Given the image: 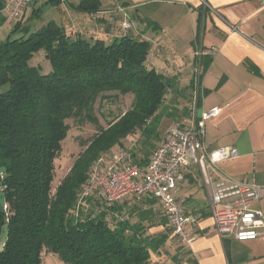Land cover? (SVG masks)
<instances>
[{
    "label": "trees",
    "instance_id": "1",
    "mask_svg": "<svg viewBox=\"0 0 264 264\" xmlns=\"http://www.w3.org/2000/svg\"><path fill=\"white\" fill-rule=\"evenodd\" d=\"M7 1L0 0V25L6 22ZM50 4L61 2L45 3ZM43 6L34 8L29 19L39 18ZM71 7L97 14L101 0H80ZM27 10L14 26L23 36L0 42V86L9 87L0 93V168L5 169L0 191L6 193L7 205L5 213L0 211V235L5 225L10 232L0 264H43L44 254L57 256L62 264H159L164 250L182 247L171 240L156 198L129 196L109 206L96 195L84 198L83 192L94 171L104 167V158L115 148L127 149L124 141L137 132L144 148L132 149V156L145 169L163 137L161 122L174 116L163 110L168 95L193 90V83L181 90L176 78L150 67L151 44L140 36L106 41L54 22L32 32L25 23ZM41 51L52 65L47 75L33 60ZM108 93L132 95L134 101L129 111L103 127L95 104L108 99ZM190 111L185 109L186 117ZM192 113L176 126L187 127ZM68 120L98 130L81 142L83 151L54 189ZM225 245L227 249V241Z\"/></svg>",
    "mask_w": 264,
    "mask_h": 264
},
{
    "label": "crops",
    "instance_id": "2",
    "mask_svg": "<svg viewBox=\"0 0 264 264\" xmlns=\"http://www.w3.org/2000/svg\"><path fill=\"white\" fill-rule=\"evenodd\" d=\"M60 2L69 6L71 27L66 31L106 41L129 34L150 42V67L176 78L181 90L194 85L193 69L200 64L204 96L199 112L222 108L217 119L206 123V147L237 148L240 157L221 168L237 180L264 188V9L260 0H101L94 15L72 9L80 0ZM124 15L133 25L129 32L119 26ZM197 48L216 53L197 58ZM177 197L192 220L191 244L164 250L159 264H264V236L246 242L226 239V249L216 233L212 202L198 168L188 171ZM254 209L264 214V197Z\"/></svg>",
    "mask_w": 264,
    "mask_h": 264
},
{
    "label": "built area",
    "instance_id": "3",
    "mask_svg": "<svg viewBox=\"0 0 264 264\" xmlns=\"http://www.w3.org/2000/svg\"><path fill=\"white\" fill-rule=\"evenodd\" d=\"M35 1L8 0L3 13L11 20H19ZM260 3L264 9V0H260ZM121 28L124 32L133 28L126 15ZM233 30L237 31L234 27ZM215 53L213 50L208 52L197 48L195 56L202 59ZM193 75L196 93L189 125L185 128L170 127L163 134L145 169L134 162L133 148L116 151L101 171H94L83 197L96 195L112 206L129 196H135L139 200L146 195L153 196L159 201L162 213L168 220L171 240L178 246L189 247L192 240V220L177 197V191L185 181L188 171L198 168L212 202L217 235L222 240H258L264 236V214L253 207L263 199L264 188L255 182L237 180L221 168L222 164L240 157L237 148L224 146L209 150L206 147V123L217 119L222 108L215 107L199 112V101L202 102L204 96L200 64L194 66Z\"/></svg>",
    "mask_w": 264,
    "mask_h": 264
},
{
    "label": "rangeland",
    "instance_id": "4",
    "mask_svg": "<svg viewBox=\"0 0 264 264\" xmlns=\"http://www.w3.org/2000/svg\"><path fill=\"white\" fill-rule=\"evenodd\" d=\"M47 0H39L28 8L27 10V20L26 25L29 24L32 32L40 30L47 24L54 22L56 25L69 28L71 27V22L68 17L69 10L68 5L59 4V5H45ZM42 7V11L40 13L39 18L37 19H29L31 17L32 11L34 8ZM38 5V6H37ZM76 15L78 13H75ZM94 15V14H92ZM3 16L6 18V22L0 25V42L7 40L9 37L14 40L23 36L21 32H14V26L19 22L18 20H11L9 17L3 13ZM70 16V15H69ZM29 19V22H28ZM31 20V21H30ZM34 62L36 65H39L41 68V72L44 75L51 73L52 65L50 61H48L44 57V51L39 52L34 56ZM8 86L2 85L0 86V93H4L8 90ZM195 90H189L186 93H182L179 95H168V99L163 108L164 111H167L168 114L174 115L173 117H165L161 122L159 132L164 134L170 127L176 126L178 123H183L187 119L191 117L185 116V109L193 110L194 107V95ZM108 99H98L95 104V113L98 118L100 125L103 127H107L111 122L117 120L121 115L129 111L132 107L134 98L132 95L119 96L117 93H108ZM186 97V98H184ZM67 123L70 126V131L63 143V152L61 157L56 161V171L54 176L53 187L54 189L60 184L61 180L68 174L70 171L74 161L79 156V154L83 151L80 144L82 141L90 140L97 132L98 128L92 124L84 123L80 124L75 120H68ZM124 145L126 148L130 149H138L144 148L142 146V138L140 132H137L133 136L129 137L124 141ZM118 149L115 148L110 156L113 155ZM110 156L105 157L102 164H105L110 159ZM254 208V207H253ZM256 210V209H255ZM128 216V214H127ZM135 220V219H134ZM133 220V221H134ZM161 230L160 228L157 230H153V232ZM43 264H62L57 256L53 254H44Z\"/></svg>",
    "mask_w": 264,
    "mask_h": 264
},
{
    "label": "water",
    "instance_id": "5",
    "mask_svg": "<svg viewBox=\"0 0 264 264\" xmlns=\"http://www.w3.org/2000/svg\"><path fill=\"white\" fill-rule=\"evenodd\" d=\"M5 171L4 168H0V173H3ZM7 209V205H6V193L3 191H0V211L2 213H5ZM9 226L5 225L2 230H1V235H0V250L3 251L8 237H9Z\"/></svg>",
    "mask_w": 264,
    "mask_h": 264
}]
</instances>
